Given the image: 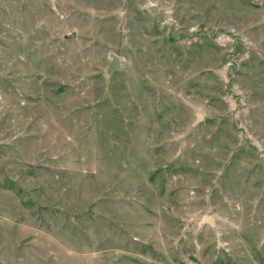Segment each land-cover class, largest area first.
Instances as JSON below:
<instances>
[{
    "label": "rangeland",
    "instance_id": "1",
    "mask_svg": "<svg viewBox=\"0 0 264 264\" xmlns=\"http://www.w3.org/2000/svg\"><path fill=\"white\" fill-rule=\"evenodd\" d=\"M0 264H264V0H0Z\"/></svg>",
    "mask_w": 264,
    "mask_h": 264
},
{
    "label": "water",
    "instance_id": "2",
    "mask_svg": "<svg viewBox=\"0 0 264 264\" xmlns=\"http://www.w3.org/2000/svg\"><path fill=\"white\" fill-rule=\"evenodd\" d=\"M68 39H74L75 35L72 34L71 36H67ZM121 67V60L118 57L113 58L112 63L109 67V73H113L116 70H119ZM197 118L198 120H202L203 119V115L201 113L197 114ZM208 222L213 226L214 225V218L212 216H210L208 218Z\"/></svg>",
    "mask_w": 264,
    "mask_h": 264
}]
</instances>
